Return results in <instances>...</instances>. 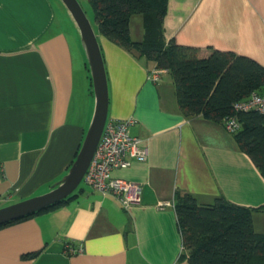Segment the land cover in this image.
<instances>
[{"label": "crops", "instance_id": "crops-1", "mask_svg": "<svg viewBox=\"0 0 264 264\" xmlns=\"http://www.w3.org/2000/svg\"><path fill=\"white\" fill-rule=\"evenodd\" d=\"M64 8L60 0H0V207L48 192L67 173L92 118L86 56ZM135 17L130 36L137 41L143 29ZM163 27L167 41L264 67V0H168ZM98 42L107 119L132 118L130 134L147 149L145 161L110 176L139 185L140 202L125 209L79 187L66 203L0 228V264H188L176 193L200 205L218 197L264 205V177L250 157L221 123L180 110L167 69L157 68L154 83L153 62L104 37ZM263 211L253 215L255 229Z\"/></svg>", "mask_w": 264, "mask_h": 264}, {"label": "trees", "instance_id": "trees-1", "mask_svg": "<svg viewBox=\"0 0 264 264\" xmlns=\"http://www.w3.org/2000/svg\"><path fill=\"white\" fill-rule=\"evenodd\" d=\"M98 37L167 69L172 76L179 108L187 115H202L223 124L234 117L240 129L233 134L239 148L264 177V117L257 111L236 112L235 102L252 92L264 91V67L231 52L199 49L164 37L163 21L168 0H87ZM140 16L143 35L134 41L130 23ZM79 189V187H78ZM77 189V190H78ZM76 190V191H77ZM80 190V189H79ZM66 199L32 215L0 225V228L54 209ZM174 209L181 236L182 257L188 264H264V233L257 232L253 215L264 209L240 206L218 197L200 205L188 193H176Z\"/></svg>", "mask_w": 264, "mask_h": 264}, {"label": "water", "instance_id": "water-1", "mask_svg": "<svg viewBox=\"0 0 264 264\" xmlns=\"http://www.w3.org/2000/svg\"><path fill=\"white\" fill-rule=\"evenodd\" d=\"M60 1L79 32L86 56L94 95L92 118L67 173L48 192L0 207V225L42 211L75 192L83 180L107 120L108 84L97 35L78 0Z\"/></svg>", "mask_w": 264, "mask_h": 264}, {"label": "built area", "instance_id": "built-area-1", "mask_svg": "<svg viewBox=\"0 0 264 264\" xmlns=\"http://www.w3.org/2000/svg\"><path fill=\"white\" fill-rule=\"evenodd\" d=\"M160 72L158 69H152L148 78L158 83ZM233 109L236 112L257 111L264 117V91L252 92L247 99L235 102ZM133 124L132 118L106 120L97 148L82 180L85 185L102 195L114 197L125 209L140 202V187L122 179L112 178L110 173L115 169L130 166L131 161L143 162L147 158V149L140 145L141 140L130 134L129 129ZM222 125L230 134H235L240 129V124L234 117L225 119ZM68 249L72 253L81 252V249L71 247Z\"/></svg>", "mask_w": 264, "mask_h": 264}, {"label": "rangeland", "instance_id": "rangeland-1", "mask_svg": "<svg viewBox=\"0 0 264 264\" xmlns=\"http://www.w3.org/2000/svg\"><path fill=\"white\" fill-rule=\"evenodd\" d=\"M79 1V3H80V5L82 6V8H83V10H84V12H85V14H86V16H87V18H88V20L90 21V23H91V25H92V27H93V29L95 30V22H94V14H93V11H92V9H91V7H90V5L88 4V2H87V0H78ZM63 9V8H62ZM66 9L64 8V10L63 11H65ZM67 11V10H66ZM64 14L66 15V13L64 12ZM68 14V13H67ZM69 16V15H68ZM70 19V18H69ZM135 19H139V16H136L135 17ZM70 21H71V19H70ZM71 23H72V25L75 27V29H77L76 28V26H75V24L71 21ZM66 29V31H67V29H68V27H66L65 28ZM76 31H78V30H76ZM77 38H78V41H79V44H80V47H81V41H80V35H79V32H77ZM135 36V35H134ZM81 49H82V47H81ZM83 51V50H82ZM89 72V71H88ZM89 75H90V72H89ZM84 183L83 182H81L80 183V185H79V187H84ZM14 202H17V201H11V202H9V203H7V204H3L2 206H6V205H10V204H13ZM1 206V205H0ZM259 222V223H258ZM255 224H256V230L257 231H259V232H264V211L262 212V213H259L258 214V219H257V216H256V218H255Z\"/></svg>", "mask_w": 264, "mask_h": 264}]
</instances>
